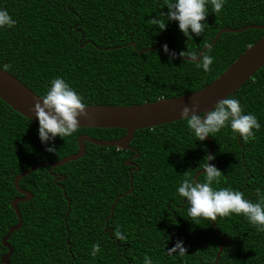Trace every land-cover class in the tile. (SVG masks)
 I'll use <instances>...</instances> for the list:
<instances>
[{"label":"trees","instance_id":"obj_1","mask_svg":"<svg viewBox=\"0 0 264 264\" xmlns=\"http://www.w3.org/2000/svg\"><path fill=\"white\" fill-rule=\"evenodd\" d=\"M169 2L175 0H0V10L16 21L13 28H0V67L42 97L59 77L86 106H132L202 90L264 34L256 29L223 34L205 52L214 59L207 73L163 48L141 53L166 44L176 56L199 54L221 29L264 26V0H226L218 15L209 3L205 31L196 36L189 29L188 39L177 21L167 20ZM152 19L164 20L166 29L161 31ZM231 97L261 127L249 143L230 124L209 136L213 166L223 174L213 188L240 191L256 203V189L264 193V67ZM38 130L39 123L0 99V261L8 252L2 239L18 223L11 206L20 196L15 178L38 164L77 153L81 135L110 141L126 134L122 129H78L71 137L44 144ZM53 146L55 152L46 151ZM86 147L82 159L53 170L65 177L63 188L49 168L22 179L20 187L32 191L34 199L19 205L23 224L9 240L14 248L11 264H144L145 256L153 264L216 263L220 235L211 221H191L190 205L177 191L185 178L194 181L201 164L208 163L209 143L197 140L186 121L136 132L131 147L140 155V170L133 173L131 194H126V161L136 153L89 143ZM205 179L203 174L199 182ZM215 224L228 237L219 264H264V232L242 215L218 217ZM110 228L113 233L119 228L127 239L116 240ZM178 241L186 255L169 256L167 251ZM94 244L101 251L93 258Z\"/></svg>","mask_w":264,"mask_h":264},{"label":"clouds","instance_id":"obj_2","mask_svg":"<svg viewBox=\"0 0 264 264\" xmlns=\"http://www.w3.org/2000/svg\"><path fill=\"white\" fill-rule=\"evenodd\" d=\"M212 6V11L219 14L226 0H175L167 4V20L177 21L179 30L185 37L191 39V33L200 36L207 26L202 23L206 20L208 12L207 6ZM164 16L163 14H161ZM151 23L157 25L163 31L167 24L162 19H152ZM16 21L6 10H0V28H13ZM163 51L168 53V46H163ZM199 54L195 52H181L179 56L188 57V62H194L197 68H202L204 72L211 71L214 59L211 55L204 53L197 63ZM175 53L171 54L174 58ZM199 104L193 103L191 107L185 105L180 115L186 121L187 127L192 131L197 140L203 142L207 137H213L222 129L229 126L234 134H237L243 143H249L256 139L255 132L260 130V123L253 114H243V109L238 99L231 96L221 100L215 109L196 114L199 111ZM86 104L68 83L62 78H55L51 81V87L42 98V104L37 101L32 111L39 122V138L42 143L47 144L56 137L64 139L71 137L79 129V117L87 118ZM191 113V114H190ZM255 130V131H254ZM235 138V136H234ZM119 150V149H118ZM46 151L55 152V147H47ZM215 156L209 155L207 160H214ZM205 172V182H194L191 178H185L177 191L180 197L187 200L188 216L191 221L199 225L201 220L215 222L217 217H229L232 214L245 217L258 232H264V193L259 188L256 189L258 202L253 203L244 198L240 191L231 188L214 189L213 184L219 185L223 174L209 163L200 166ZM187 174V173H185ZM116 240L124 241L127 237L119 230L113 233ZM101 251L99 244L92 246L90 255L94 258ZM186 248L182 241H178L174 247L167 251L169 256L178 254L186 255ZM144 264H153L150 257H144Z\"/></svg>","mask_w":264,"mask_h":264},{"label":"water","instance_id":"obj_3","mask_svg":"<svg viewBox=\"0 0 264 264\" xmlns=\"http://www.w3.org/2000/svg\"><path fill=\"white\" fill-rule=\"evenodd\" d=\"M261 30L264 32V26L261 25H248L239 29H221L211 44L206 46L199 52L197 61L202 58L203 54L212 48L225 33H243L248 30ZM84 35L82 36V39ZM131 45H135L131 42ZM163 48L162 45L150 47L141 53H147L149 51ZM170 55L173 53L172 49L168 47ZM174 58L180 60L189 61L188 57L175 56ZM264 67V34L263 36L251 46H248L246 51L239 56V58L222 73L216 80L208 84L202 90L183 95L173 97L170 99H160L153 103H145L132 106H109V105H89L86 108L87 118L79 117V129H122L126 131L125 136L117 140H101L90 137L89 135H82L78 139V152L69 155L60 161L45 162L38 164L24 173L18 175L15 178V187L19 194L23 197H17L12 200L11 206L15 211L18 223L12 226L8 233L2 239L3 246L8 250L1 258L2 264H11L10 259L14 254V248L9 243L12 235L22 228L23 219L19 208V205L25 202H30L34 195L30 191H26L20 187V183L23 178L30 174L42 169L49 168L50 173L54 169L62 167L70 162L78 161L82 159L87 153L86 144H93L102 148L115 147L120 150L134 151L139 157L138 150L132 149L131 143L135 137V134L139 130L152 129L161 125H166L181 121L182 117L180 112L182 108L187 105L192 106L193 103L199 104V111L196 114L207 113L215 109L219 101L227 98L228 96H235L253 76ZM42 96L36 94L27 85L21 82L18 78L10 74L4 68L0 67V99L7 103L14 111L24 116L25 118L38 122V118L32 109L35 103L39 101L42 104ZM191 114V113H190ZM209 143V155L213 156L214 144L210 137L205 139ZM208 155V156H209ZM208 163L213 166L212 160H208ZM128 167L133 168L129 171L130 174V190L126 194L133 192V173L138 172L140 168L137 165L132 164L131 161H126ZM205 174L204 170H200L194 177L195 182H199V177ZM56 177L55 183L63 182L65 177ZM65 193V192H64ZM121 196L117 197L114 205L111 208V215L107 218L106 223L114 215V208L116 207ZM70 203V202H69ZM70 211L69 210L67 215ZM218 218V217H217ZM212 222V221H211ZM217 234L220 235L222 242L219 246V252L215 264H219L221 255L223 253V247L228 241V237L222 235L215 222H212ZM113 229H111V234Z\"/></svg>","mask_w":264,"mask_h":264},{"label":"flooded vegetation","instance_id":"obj_4","mask_svg":"<svg viewBox=\"0 0 264 264\" xmlns=\"http://www.w3.org/2000/svg\"><path fill=\"white\" fill-rule=\"evenodd\" d=\"M82 136V135H81ZM125 136V135H124ZM123 137V136H122ZM122 137H120V138H122ZM119 138V139H120ZM132 149H134V148H132ZM120 150V149H119ZM136 150V149H135ZM123 151H125V150H123ZM134 152V151H133ZM135 153V152H134ZM136 155L137 154H135V155H133V156H131V157H129L128 159H127V161H131L132 162V164H134V165H137V163H136V160L140 157V155H139V157L138 158H135L136 157ZM128 167V166H127ZM133 167L132 166H130V170L132 169ZM50 170V169H49ZM49 173H50V171H49ZM52 176H54V175H56L57 177H62L60 174H57V173H54V172H51L50 173ZM55 178V180H56V177H54ZM56 184H58V186L60 187V188H63V186H62V184L60 183V182H58V183H56ZM25 190V189H24ZM26 191H30V190H26ZM30 192H32V191H30ZM34 195V194H33ZM18 197H23V195H21L20 194V196H18ZM17 198V197H16ZM33 199H34V197H33ZM32 199V200H33ZM31 200V201H32ZM110 229H112V228H110ZM110 229H108L107 231H109L110 232Z\"/></svg>","mask_w":264,"mask_h":264},{"label":"rangeland","instance_id":"obj_5","mask_svg":"<svg viewBox=\"0 0 264 264\" xmlns=\"http://www.w3.org/2000/svg\"><path fill=\"white\" fill-rule=\"evenodd\" d=\"M83 36V35H82ZM81 41H82V38H81Z\"/></svg>","mask_w":264,"mask_h":264}]
</instances>
